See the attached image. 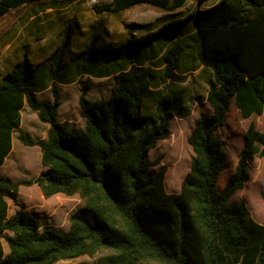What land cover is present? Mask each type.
Here are the masks:
<instances>
[{
  "label": "trees",
  "instance_id": "trees-1",
  "mask_svg": "<svg viewBox=\"0 0 264 264\" xmlns=\"http://www.w3.org/2000/svg\"><path fill=\"white\" fill-rule=\"evenodd\" d=\"M32 1L37 0H0V16ZM186 1L112 0L93 8L118 13L149 3L171 11ZM188 20L197 58L212 71L207 101L213 112L199 115L188 137L193 150L190 169L181 189L170 192L164 183L165 166L149 173L157 162L148 153L168 136L176 108L172 98L163 95L157 99L156 117L143 111L151 82L142 74L140 61L143 55L151 58L154 42L166 44L176 37L163 56L164 72L171 77L189 45L178 40ZM163 31L168 35L156 32L116 48L96 35L78 54L81 73L117 74L110 95L101 99L89 98L90 81L79 80L84 118L80 129L57 120L61 89L56 76L68 30L48 57L53 100L37 95L33 86L43 83L27 49L0 78V165L12 149L24 104L49 124L46 138L23 131L17 136L25 145L40 147L39 174L19 181L0 176V264H74L69 261L83 255L93 258V264H264V223L254 220L243 203L229 202L250 177L249 161L264 159V130L253 121L248 124L235 170L222 188L218 180L226 151L217 133L226 123L232 99L245 118L264 114V0H219ZM21 184H37L46 198L78 194L84 204L70 214L67 231L42 228L39 216L22 208ZM7 199L18 206L13 214Z\"/></svg>",
  "mask_w": 264,
  "mask_h": 264
},
{
  "label": "rangeland",
  "instance_id": "rangeland-1",
  "mask_svg": "<svg viewBox=\"0 0 264 264\" xmlns=\"http://www.w3.org/2000/svg\"><path fill=\"white\" fill-rule=\"evenodd\" d=\"M111 1L37 0L10 8L0 17V71H3L10 61L22 59L27 49L29 60L36 66L35 74L43 83L40 98H53L50 76L52 69L48 57L61 44L68 30L69 42L60 73L56 76L59 81L67 80L57 83L61 86L62 100L59 113L60 117H67L76 125L81 124L84 119L78 103L81 92L79 80L90 81L87 96L91 99L107 98L112 87L117 84L116 73L95 76L81 73L76 67L77 62H81L82 59L78 54L87 49L96 35L98 38H104L111 48H116L129 40H141L156 32L161 36L164 32L168 35L169 32H161L164 26L174 20L187 19L188 13L197 8H205L199 6L198 2L176 11L148 4L118 13L108 11L97 13L93 8L95 4ZM184 27V34L178 40L189 45L186 47L180 67L173 71L171 77L164 72L163 56L174 42V36L168 38L166 44L154 42L151 58L143 55L140 61L142 74L151 82V91L145 96L143 111L156 117L157 99L163 95L170 96L176 108V115L170 120L168 136L160 140L148 153L149 159L157 162L151 166L149 173L155 174L165 166L164 183L170 192L181 189L184 176L190 169L193 150L188 137L199 115L213 112L207 101V91L213 79L212 71L203 67L197 58L191 22L186 21ZM146 48L147 46L145 50ZM235 106L232 99L226 123L217 130L226 151L224 169L218 180L219 188L225 185L235 170L248 124L253 121L259 130H264V114H253L245 118ZM34 114L36 115L35 112ZM36 118L38 119L37 115ZM36 118L29 111H24L25 127L32 133L31 135L39 137L43 133L42 130L36 131L31 122L32 120L36 122ZM17 136L18 131H15L13 156L18 162L10 158L5 171L14 180L19 181L37 176L42 163L38 155L41 152L40 148L23 144ZM248 167L250 177L246 185L234 192L229 202L243 203L254 220L264 223V159L255 157L249 161ZM20 189L19 200L22 202V208L34 211L39 216L42 228L49 226L59 232L69 229L70 214L84 204L78 194L58 193L46 198L37 184H21ZM16 208L18 206L10 201V212ZM69 262L93 264L94 259L83 255Z\"/></svg>",
  "mask_w": 264,
  "mask_h": 264
},
{
  "label": "crops",
  "instance_id": "crops-1",
  "mask_svg": "<svg viewBox=\"0 0 264 264\" xmlns=\"http://www.w3.org/2000/svg\"><path fill=\"white\" fill-rule=\"evenodd\" d=\"M195 2H198L200 5L199 6H204L205 8L204 9H206V8H209V7H212V6H214L215 4H217L218 2H219V0H187L186 1V4L183 6V7H186L187 5H189V4H194ZM197 3V4H198ZM143 4H148V5H152V4H149V3H137V4H134L133 6H131V7H129V8H126V9H124V10H128V9H131V8H133V7H137V6H139V5H143ZM154 6V5H153ZM183 7H178V8H176V9H174V11H176V10H179V9H181V8H183ZM200 9V8H199ZM123 11V10H122ZM173 11V10H172ZM121 12V11H120ZM5 14V13H4ZM1 17V16H0ZM175 21V20H174ZM173 22V21H172ZM169 25V24H168ZM165 27V26H164ZM163 27V28H164ZM152 29L154 28V27H151ZM193 31H194V29H193ZM181 36H183V35H181ZM180 36V37H181ZM176 39V37H174L173 38V40H175ZM6 45H9V44H6ZM19 61V60H18ZM17 61H15V60H13V61H10L7 65H5V69L3 70V71H0V78L3 76V75H5L8 71H10L11 70V68L13 67V65L16 63ZM204 67V66H203ZM67 81V80H66ZM66 81H64V82H66ZM57 83H63L62 81H56ZM48 83H47V87L46 88H48ZM34 87V89L36 90V93H37V95L40 97V93H41V91H42V87H41V85H39V84H36V85H34L33 86ZM59 87H61V86H59ZM61 89V88H60ZM44 99H49V100H53V98H44ZM234 100V99H233ZM232 101V100H231ZM234 102H235V100H234ZM61 104H62V100H61V103H60V105H59V108H58V115H57V120L59 121V122H66L67 124H68V126L69 127H71V128H75V129H80V128H82L83 126H84V122H81V124H75V122H73V121H71V120H69L67 117H65V116H63V117H60V113H59V110H60V106H61ZM230 104H231V102H230ZM24 111H29L30 113H32L33 114V116L36 118V115H37V113H36V111H34V110H32V109H30L26 104H24V106L20 109V114H21V123H20V126L16 129V131H23L24 133H29V134H27V135H29V136H31V137H33V138H46V135H47V129L49 128V124L48 123H46V122H42L39 118V120L37 119L36 120V122L34 121V120H32L31 122H32V126H33V128L37 131V130H42V134H40V136L39 137H34V135H31L32 133H30L29 131H28V128H26L25 127V121H24ZM36 113V115L34 114V112ZM82 115V114H81ZM253 115V114H252ZM37 117H38V115H37ZM82 118H83V116H82ZM84 119V118H83ZM14 137H15V131L13 132V134H12V149H11V151L8 153V155L6 156V158H5V161H4V163L2 164V165H0V176L1 177H9V178H11L12 180H14V178L11 176V175H8L7 173H6V171H5V167H6V165H7V162H8V160L10 159V158H14V160L15 161H17L18 162V159L17 158H15L14 156H13V154H14V151H15V148H14ZM18 138V137H17ZM19 140V139H18ZM32 146H38V145H32ZM39 147V146H38ZM40 148V147H39ZM41 150V149H40ZM38 155L41 157V152L40 153H38ZM40 169H43V166H41L40 167ZM34 177V176H33ZM16 181V180H15ZM247 183V182H246ZM34 185V184H33ZM40 188V187H39ZM20 190L21 189H19V197H20ZM7 201H8V204H9V209H8V212H9V214H13L14 213V211L11 213L10 212V201L12 202V200L11 199H7ZM20 201V200H19ZM20 203L22 204V202L20 201ZM4 247H5V251L6 252H8V246H7V244L6 243H4Z\"/></svg>",
  "mask_w": 264,
  "mask_h": 264
}]
</instances>
